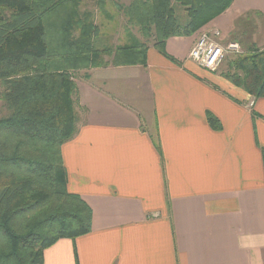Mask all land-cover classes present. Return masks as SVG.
<instances>
[{
    "label": "crops",
    "instance_id": "1",
    "mask_svg": "<svg viewBox=\"0 0 264 264\" xmlns=\"http://www.w3.org/2000/svg\"><path fill=\"white\" fill-rule=\"evenodd\" d=\"M116 2L94 21L119 17L115 35L144 42L146 65L75 71L78 120L60 155L65 189L89 205L91 230L55 241L43 264H264V96L188 58L201 28L167 38V57L116 17V4L131 0ZM203 28L218 30L220 43L263 49L264 0H233Z\"/></svg>",
    "mask_w": 264,
    "mask_h": 264
},
{
    "label": "trees",
    "instance_id": "2",
    "mask_svg": "<svg viewBox=\"0 0 264 264\" xmlns=\"http://www.w3.org/2000/svg\"><path fill=\"white\" fill-rule=\"evenodd\" d=\"M232 1L131 0L116 6L143 38L153 36V46L168 57L167 38L195 33ZM65 2L0 0V98L7 111L0 116V264H43V251L55 241L91 230L89 205L65 189L60 155L78 120L72 72L109 62L146 65L144 42L96 48V42L100 48L107 45H99L103 38L94 17L79 23L68 19ZM174 4L182 7L184 22ZM100 52L111 60L101 61ZM222 76L254 98L263 97L264 48L232 57ZM206 117L211 127L221 128L211 113ZM151 137L160 154L157 132Z\"/></svg>",
    "mask_w": 264,
    "mask_h": 264
},
{
    "label": "rangeland",
    "instance_id": "3",
    "mask_svg": "<svg viewBox=\"0 0 264 264\" xmlns=\"http://www.w3.org/2000/svg\"><path fill=\"white\" fill-rule=\"evenodd\" d=\"M115 3H119V2H116L117 0H98L97 2H92L90 0H66V8L64 10L65 14L64 16H67L68 19H72L74 17L75 21L77 23H79L82 19L84 18H89L90 20L92 19L93 21V17L96 16V15H109L108 14V10H109V6L112 4V2ZM125 4V2L127 0H122ZM126 5V4H125ZM104 6H105V13H103V11L101 10H104ZM99 11H101L102 13H99ZM114 11L115 12V15L119 14L121 16H123V19L122 21L123 22H126L127 19L124 15V13H121L119 9H116L114 8ZM116 15V17H117ZM97 17V16H96ZM95 17V18H96ZM103 19H99V22H100V30L102 32L101 36L102 38L103 37H109V38H112V44L109 43V44H106L107 46H104L103 48H100L97 44V42L95 43V47L96 48H99V50H102V49H107V48H110L111 50H114V47L115 46H119V45H122V38L119 39L117 38V36L115 35L116 33H119L120 32V28L118 30V27H120V24L117 23L118 20H121L119 17L117 19H115V23L112 22L113 19H107L105 20V18L102 16ZM111 24V25H110ZM130 27H132V25H130ZM48 28L49 29H54L55 27L53 25H48ZM207 28H203L201 27V29L198 31V37L203 34V33H208V32H211L210 30H206ZM69 30V29H68ZM132 32H134L137 36H139L141 38V36L139 35L140 33L138 32V30L136 29V27L133 29H131ZM53 31V30H52ZM110 32V33H109ZM74 35V37L78 36L79 34V30L75 29L72 33ZM114 34V35H113ZM122 33H120V36H121ZM220 36V35H219ZM219 36H213L215 41L221 45H225L226 43H220L219 42ZM197 37V38H198ZM118 41H117V39ZM196 38V40H197ZM101 40V38H100ZM229 42V41H228ZM234 42H237V41H234ZM99 45H101V42L99 43ZM240 45V44H239ZM240 47V50L241 52L240 53H237V54H234V53H228L226 56H225V59L223 61V63H221L220 65V68L217 69L214 73H218L222 76V73L227 71V62L234 56H237V55H240V54H243V53H247V51L253 49V48H250L249 50H242L241 46ZM100 55H103V56H100V60L103 61V62H106V61H110L111 59V56H108V54L105 52V53H102L100 52L99 53ZM209 71V70H208ZM211 72V71H210ZM73 73V76L75 78L76 76V72H72ZM223 77V76H222ZM224 78V77H223Z\"/></svg>",
    "mask_w": 264,
    "mask_h": 264
},
{
    "label": "built area",
    "instance_id": "4",
    "mask_svg": "<svg viewBox=\"0 0 264 264\" xmlns=\"http://www.w3.org/2000/svg\"><path fill=\"white\" fill-rule=\"evenodd\" d=\"M219 35L218 30L201 34L190 48L188 58L201 67L215 72L220 68L228 53L241 52L238 42L229 41L225 45L217 43L213 36Z\"/></svg>",
    "mask_w": 264,
    "mask_h": 264
}]
</instances>
